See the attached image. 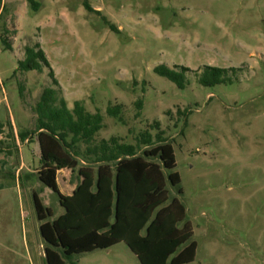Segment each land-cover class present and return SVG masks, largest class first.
<instances>
[{
	"label": "rangeland",
	"instance_id": "374dc122",
	"mask_svg": "<svg viewBox=\"0 0 264 264\" xmlns=\"http://www.w3.org/2000/svg\"><path fill=\"white\" fill-rule=\"evenodd\" d=\"M3 1L0 125L34 131L36 104L55 87L49 68L19 70L26 46L38 43L68 107L81 101L88 112L103 115L97 141L119 137L136 145L149 131L155 142L162 132L173 145L181 201L198 245L189 264H264V0H88L100 13L88 11L85 0H35L39 11L28 3L27 16L19 12L21 34L15 11L24 0H5L2 9ZM5 36L13 52L2 43ZM162 65L190 69L186 87L157 74ZM205 67L232 69L231 81L201 85ZM116 105L123 106L124 121L108 114ZM10 134L6 129L1 138ZM35 151L23 147L21 183L9 182L8 191L0 186V264H47L33 192L54 219L64 213L37 179ZM19 159L17 152L0 153V166L14 179ZM76 183L77 173H58L64 195ZM73 261L141 264L125 242Z\"/></svg>",
	"mask_w": 264,
	"mask_h": 264
},
{
	"label": "trees",
	"instance_id": "16d2710c",
	"mask_svg": "<svg viewBox=\"0 0 264 264\" xmlns=\"http://www.w3.org/2000/svg\"><path fill=\"white\" fill-rule=\"evenodd\" d=\"M27 2L39 11L38 2ZM84 6L90 12L100 13L93 10L88 0ZM1 40L6 49H13L6 36ZM45 67L50 69L55 87L46 88L36 104L35 130L20 132L18 139L24 143L37 137L41 151L37 179L53 191L64 209L54 219L53 211L33 192L47 264H78L74 257L107 250L121 242L137 255L141 264L193 262L198 245L181 201L184 191L176 171L173 145L163 138L162 132L155 142L149 131L140 134L136 145L119 137L97 141L104 127L103 115L88 112L81 101L70 109L40 44L26 46L19 70L43 72ZM178 68L162 65L155 72L184 89L191 70ZM231 72L232 69L205 67L198 81L205 87H215L231 81ZM137 104L142 109L143 102ZM122 113V105L108 109V114L120 121H124ZM4 129L0 125V138ZM17 149L16 143L6 145L0 139V153L12 154ZM62 170L77 173L76 189L71 196L60 191L58 173Z\"/></svg>",
	"mask_w": 264,
	"mask_h": 264
},
{
	"label": "crops",
	"instance_id": "0c3cea01",
	"mask_svg": "<svg viewBox=\"0 0 264 264\" xmlns=\"http://www.w3.org/2000/svg\"><path fill=\"white\" fill-rule=\"evenodd\" d=\"M20 1V0H19ZM5 4H6V1L4 0L3 1V3H2V9H3V7L5 6ZM27 7H28V2H27V0H24V4L22 5V7H18L17 9H16V11H15V14H16V16H17V22H18V25H19V27H18V29H19V34H21V32H22V30H23V23H21L20 22V15H19V12H20V10L22 9V13L24 14V15H26V13L24 12L26 9H27ZM92 7V6H91ZM93 8V7H92ZM93 10H95L94 8H93ZM96 11H99V10H96ZM27 16V15H26ZM41 46V45H40ZM41 49H42V47H41ZM13 50H14V48L11 50L12 52H13ZM22 60H24V59H22ZM21 61V60H20ZM34 120H35V118H34ZM4 126H5V129H4V132H5V130L6 129H10L11 130V134H12V138H9V136L6 138V140H3L2 138H0L1 140H3L4 142H5V144L6 145H10V144H15L16 143V145L18 146V152L17 153H19V155H20V159H19V162L17 161V163L16 164H18L17 166L15 165L14 166V168H15V170L17 169V178L16 179H14V178H12V177H9V174H11V172H10V169L8 168V167H6V168H2L1 166H0V186H1V189H2V191H8L9 190V182H17V181H19L20 183H21V179H20V172L21 171H23V170H25V169H27V164H26V162H25V159H24V157L22 156V150H23V147L24 146H26V145H34L35 146V154L36 155H38V157H39V159L41 158V151H40V146H39V143H38V141H37V137L34 139V141L35 142H33L32 140L33 139H31L30 141L29 140H27V141H25L24 143H21L20 141H19V139H18V134H19V131L17 130V128L13 125V124H11V123H9V125L7 126V125H5L4 124ZM32 129V128H31ZM24 132H26V131H24ZM33 137V136H32ZM30 142H33V143H31L30 144ZM3 155L5 154V155H7L8 153H2ZM15 164V163H14ZM13 168V167H12ZM37 173H38V171H37ZM36 176H37V174H36ZM14 180V181H13ZM76 189V187H74L73 188V191H72V193H70V194H68L67 196H71L72 194H73V192H74V190Z\"/></svg>",
	"mask_w": 264,
	"mask_h": 264
}]
</instances>
